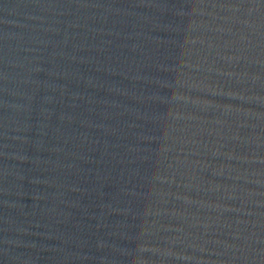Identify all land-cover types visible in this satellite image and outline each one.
<instances>
[{
	"label": "water",
	"instance_id": "obj_1",
	"mask_svg": "<svg viewBox=\"0 0 264 264\" xmlns=\"http://www.w3.org/2000/svg\"><path fill=\"white\" fill-rule=\"evenodd\" d=\"M0 264H264V0H0Z\"/></svg>",
	"mask_w": 264,
	"mask_h": 264
}]
</instances>
